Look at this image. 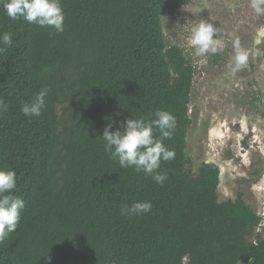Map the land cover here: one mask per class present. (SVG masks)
<instances>
[{"label":"trees","instance_id":"obj_1","mask_svg":"<svg viewBox=\"0 0 264 264\" xmlns=\"http://www.w3.org/2000/svg\"><path fill=\"white\" fill-rule=\"evenodd\" d=\"M64 31L11 20L0 4V169L16 173L25 201L0 264H264V217L243 193L221 201L220 168L187 153L196 70L166 41L165 0H60ZM47 90L46 108L21 107ZM167 111L163 184L105 150L104 128ZM122 130V129H121ZM153 135L162 139L153 126ZM150 201L141 215H124Z\"/></svg>","mask_w":264,"mask_h":264},{"label":"rangeland","instance_id":"obj_2","mask_svg":"<svg viewBox=\"0 0 264 264\" xmlns=\"http://www.w3.org/2000/svg\"><path fill=\"white\" fill-rule=\"evenodd\" d=\"M202 21L219 27L222 51L195 55L190 28ZM163 31L182 47L196 70L187 153L197 170L220 168L221 201L244 199L264 216V15L251 0H165ZM248 53L237 67L236 44Z\"/></svg>","mask_w":264,"mask_h":264},{"label":"clouds","instance_id":"obj_3","mask_svg":"<svg viewBox=\"0 0 264 264\" xmlns=\"http://www.w3.org/2000/svg\"><path fill=\"white\" fill-rule=\"evenodd\" d=\"M0 4L11 20L23 18L30 24L54 29L56 33L64 31L65 14L60 0H0ZM251 7L257 15H264V0H251ZM218 31L219 27H214L212 23L206 21L191 26L188 43L195 49V55L203 57L223 50L224 42L216 38ZM12 43L10 32L0 35V44L10 47ZM236 49V65L241 67L246 64L248 53L239 47L238 41ZM2 51L4 48L0 47V52ZM46 96L47 90L42 89L31 103L26 102L22 105V113L29 118L40 116L42 110L46 108ZM6 111V103L0 99V113ZM156 116L157 119L150 123L135 118L121 121L115 130H112L113 123H109L103 130L102 138L105 150L112 159L118 160L120 167L134 166L162 185L167 175L157 172V169L160 168L162 160H172L176 155L174 150H169L164 145L163 139H171L177 121L175 116L167 111H159ZM153 126L160 130L162 139L154 137ZM16 187L15 171L0 169V242L17 230L21 212L25 208L23 199L11 195ZM151 209L150 201L135 202L124 207L122 214L141 215L150 212Z\"/></svg>","mask_w":264,"mask_h":264}]
</instances>
